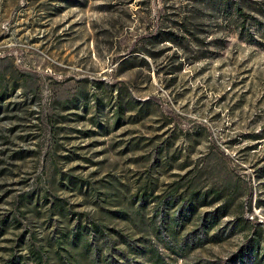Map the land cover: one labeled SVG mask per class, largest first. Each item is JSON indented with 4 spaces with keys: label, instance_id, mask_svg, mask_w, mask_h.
Segmentation results:
<instances>
[{
    "label": "rangeland",
    "instance_id": "obj_1",
    "mask_svg": "<svg viewBox=\"0 0 264 264\" xmlns=\"http://www.w3.org/2000/svg\"><path fill=\"white\" fill-rule=\"evenodd\" d=\"M235 1L243 12L225 0H0V264L11 255L29 264L18 244L26 229L49 264L67 253L90 264L81 241L64 233L91 219L114 249L100 254L118 264L125 249L116 231L140 245L150 239L170 264H246L238 255L251 217L260 224L251 250L261 254L264 135H252L264 133V0ZM158 32L175 39L159 41ZM248 185L251 208L240 211ZM149 186L158 202L177 188L154 217L163 232L188 190L205 200L221 192L173 227L179 239L204 237L185 257L136 228L158 203L137 197ZM223 199L224 215L203 233L204 215ZM116 209L141 218L115 219Z\"/></svg>",
    "mask_w": 264,
    "mask_h": 264
},
{
    "label": "trees",
    "instance_id": "obj_2",
    "mask_svg": "<svg viewBox=\"0 0 264 264\" xmlns=\"http://www.w3.org/2000/svg\"><path fill=\"white\" fill-rule=\"evenodd\" d=\"M199 2V0H194ZM227 4L233 5L236 2L235 0H225ZM234 10L236 13L243 12L240 6H234ZM161 35V36H158ZM157 39L159 41H168L171 39H175L174 35L172 37H169L168 32H158ZM168 39V40H167ZM127 60H122L121 63L126 62ZM95 101L98 103L100 100H98L97 97H95ZM114 113L116 115V120L119 119V114H122L124 111V108L121 104H117L113 106ZM263 134H253L252 137L254 139L262 138ZM68 179H73L76 182H84V180L77 178L75 176H71L67 174ZM176 187L172 188L170 192L166 195L162 196V199L158 202V196L152 195V187L149 186L148 189L146 188H138L136 190L137 197L139 198L141 203H144L147 201V199H153L155 201L157 199V206L155 207V210L153 211V217L149 218L147 222L141 221L139 224L135 223L136 228L140 229L141 231H144V233H151L155 236V238L160 242V245L169 251V253L174 254L178 257H185L189 250L193 247L199 246L203 243L204 237L199 236L195 241L189 240L187 237H183L179 239V237L176 235L175 231L173 230V227H179L180 226V220L181 218H189V215L191 212L198 206L202 204H211L215 200H219L221 196L220 191H215L213 194V198H210L209 200H205V197H198L197 190L190 189L188 190V194H186L183 199L178 201V208L176 213L170 214V217L167 218L170 219V221L173 223L170 227L167 228L166 232H163L160 228V226L155 222L154 217L160 213V205L162 204H169L173 205L175 203V200L177 199L178 194L174 193L176 191ZM251 191L252 188L250 185H248L246 190V202L245 203H237V206L240 211H249L251 208ZM107 198L106 196H103ZM133 195L130 196L129 201L132 203L131 198L133 199ZM198 197V199H197ZM103 199V201H106V199ZM197 199V200H196ZM228 201L223 199L220 204L216 208H214L211 212L206 213L204 215V218L202 219V223L200 224V230L205 233L208 226L212 225L213 219H217L220 216L224 215L225 211L223 210V207L225 204H227ZM259 200L254 199L253 204H258ZM61 204L59 205V207ZM138 210L129 211V210H121L116 209L112 210L113 218L115 219H131V221H134V219L131 217L133 213L135 214ZM135 215L139 216L140 219V211H138ZM250 223L249 227V235L245 237L243 241V247L240 249L239 257L246 258V264H258L259 262H264V249L261 252L260 255H258V249L253 248V245L256 247V235L259 233V223L257 220L252 219H246L244 222V225L246 226L247 223ZM148 223V225H147ZM147 225V226H146ZM3 226L0 228V231H3ZM199 230L195 231L197 233ZM88 232H92L95 234L98 239L99 243H101L100 246H93L91 243L86 239L85 234ZM117 233V239L120 244L123 245L125 249V253L121 251V255L124 259L123 264H130V262L137 261L135 259H138V264H170L166 262L164 256L161 255L160 250L155 246L150 239L146 238V242L144 245L138 244L140 242L138 238L135 236H132V234H127L122 231H116ZM65 238L68 236L71 237L70 241H78L80 240L82 243V247L84 251H87L89 254V263L90 264H118V260L114 259L112 256H108L107 253L104 252V255L102 256L100 254L101 248L105 247V249L109 250L111 248L110 240L107 237V230L104 226V224L100 221L90 220V223L88 225H79V221L77 224L69 228L67 232L64 233ZM24 237L26 238V241H23ZM26 243V250L27 254L23 257H26L25 261L29 260V264H49L48 263V257L45 253V251L42 249L40 244L37 241L36 236L28 231L27 229L24 231V233H19L18 236V244L20 243ZM248 247V249H247ZM114 250V249H112ZM119 251V250H115ZM11 254V253H9ZM132 255L133 260H129V256ZM63 257V256H62ZM65 258H63L64 264H77L74 256L70 253H67L64 255ZM12 255L10 256V259L8 260V264H19V259L12 260ZM226 260V259H225ZM225 260L218 261L219 263L225 264ZM227 261V260H226ZM230 264H234L235 261L229 260ZM232 262V263H231ZM122 263V262H121Z\"/></svg>",
    "mask_w": 264,
    "mask_h": 264
}]
</instances>
